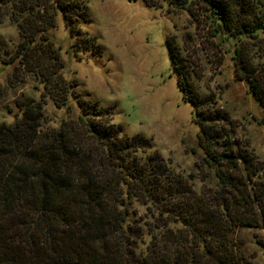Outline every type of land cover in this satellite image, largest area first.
<instances>
[{
  "label": "trees",
  "instance_id": "1",
  "mask_svg": "<svg viewBox=\"0 0 264 264\" xmlns=\"http://www.w3.org/2000/svg\"><path fill=\"white\" fill-rule=\"evenodd\" d=\"M163 1L199 7L214 35L236 43L237 76L250 81L264 108V66L255 75L244 40L264 41V0ZM88 9L85 0H0V23L9 18L21 38L14 50L0 38V62L14 64L8 85L17 87L23 73L43 84L39 99H17L20 115L0 123V264H252L233 235L237 226H264V161L218 134L223 116L198 93L193 64L172 36L176 83L197 115L200 165L216 185L191 189L149 137L126 135L113 122L112 106L86 99L79 83L63 75L65 61L47 34L60 14L80 35ZM5 93L0 86V99ZM47 98L67 109L58 126L45 125ZM135 201L150 218L132 217ZM145 234L150 240L141 250Z\"/></svg>",
  "mask_w": 264,
  "mask_h": 264
},
{
  "label": "rangeland",
  "instance_id": "2",
  "mask_svg": "<svg viewBox=\"0 0 264 264\" xmlns=\"http://www.w3.org/2000/svg\"><path fill=\"white\" fill-rule=\"evenodd\" d=\"M85 1L89 20L81 23L80 35L65 27L60 14L56 15V26L47 34L65 61L63 75L79 83L78 89L86 99L112 106L113 122L121 124L126 135L140 133L149 137L152 149L191 189L205 191L216 185L214 178L205 177L206 169L200 165L204 152L198 145L200 129L194 120L197 115L176 83L167 42L172 36L183 56L193 64L198 93L212 99L214 108L223 116L216 120L218 134L264 161V108L248 87L250 81L237 76L233 59L236 43L214 35L211 22L199 7L177 8L167 6L163 0H152L157 7L147 6L142 0ZM0 38L11 50L20 43L17 26L9 18L0 23ZM92 39L95 46L90 47ZM244 40L254 55L249 54L258 75L264 66V41ZM96 45L101 52H93L98 51ZM13 70L14 64L0 62V86L6 92L0 99V123H11L20 115L17 99H39L43 92L40 78L30 73H23L17 87L9 86ZM73 103L68 101L73 108L70 112L77 115ZM45 111L48 126H58L68 113L66 108L55 107L50 98ZM144 154L138 153L141 157ZM132 208L137 211L132 217L150 218L146 207L137 201ZM233 236L235 243L241 242L252 264H264L262 223L237 226ZM149 240L150 235L145 234L137 246L142 250Z\"/></svg>",
  "mask_w": 264,
  "mask_h": 264
},
{
  "label": "water",
  "instance_id": "3",
  "mask_svg": "<svg viewBox=\"0 0 264 264\" xmlns=\"http://www.w3.org/2000/svg\"><path fill=\"white\" fill-rule=\"evenodd\" d=\"M248 82V81H247Z\"/></svg>",
  "mask_w": 264,
  "mask_h": 264
}]
</instances>
